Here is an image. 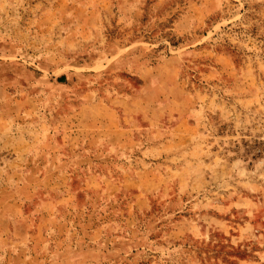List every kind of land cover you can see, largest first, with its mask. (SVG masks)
Masks as SVG:
<instances>
[{"label": "rangeland", "instance_id": "rangeland-1", "mask_svg": "<svg viewBox=\"0 0 264 264\" xmlns=\"http://www.w3.org/2000/svg\"><path fill=\"white\" fill-rule=\"evenodd\" d=\"M0 264H264V0H0Z\"/></svg>", "mask_w": 264, "mask_h": 264}, {"label": "trees", "instance_id": "trees-1", "mask_svg": "<svg viewBox=\"0 0 264 264\" xmlns=\"http://www.w3.org/2000/svg\"><path fill=\"white\" fill-rule=\"evenodd\" d=\"M60 80H64V77H61Z\"/></svg>", "mask_w": 264, "mask_h": 264}]
</instances>
